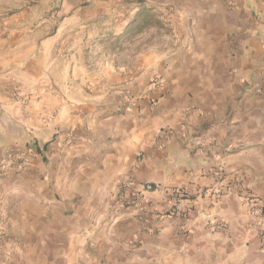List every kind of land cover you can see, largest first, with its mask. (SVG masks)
I'll list each match as a JSON object with an SVG mask.
<instances>
[{
	"label": "crops",
	"instance_id": "crops-1",
	"mask_svg": "<svg viewBox=\"0 0 264 264\" xmlns=\"http://www.w3.org/2000/svg\"><path fill=\"white\" fill-rule=\"evenodd\" d=\"M5 151L0 264H264V0H0Z\"/></svg>",
	"mask_w": 264,
	"mask_h": 264
},
{
	"label": "built area",
	"instance_id": "built-area-1",
	"mask_svg": "<svg viewBox=\"0 0 264 264\" xmlns=\"http://www.w3.org/2000/svg\"><path fill=\"white\" fill-rule=\"evenodd\" d=\"M166 24L171 28L170 22L166 21ZM159 84L160 83L156 78L152 81V85L155 88L159 86ZM12 99L20 104L24 112L25 107L27 106V100H25L24 97L18 94H13ZM131 99L132 98L131 97L129 98L128 96V100L130 101ZM69 140H70L69 138H66V141ZM26 160H27L26 156H19L13 154L11 151H5L4 156L0 158V175H7L11 171L22 170L26 164ZM158 189H159L158 187L147 184L141 186L139 192L149 193V192H155ZM134 190H136V185L131 180H127L125 183L122 184L119 193L117 195V202L120 208L125 207V194L134 192ZM163 192L165 195L173 199L174 202H177L178 200L185 198L187 194L185 190L179 188L164 189ZM135 201H137V198H135ZM175 206L176 205L174 204L172 207L174 208ZM168 215H172V214L167 213L161 216L155 215V218L157 219V221L158 220L165 221L168 218ZM198 218L203 223L204 227L211 231H222L226 229V225L223 222L214 221L207 215L201 214L198 216ZM251 218L253 220L252 225L259 228V237L261 240V244L264 246V215L259 209L251 212ZM0 240H2L1 233H0Z\"/></svg>",
	"mask_w": 264,
	"mask_h": 264
},
{
	"label": "rangeland",
	"instance_id": "rangeland-1",
	"mask_svg": "<svg viewBox=\"0 0 264 264\" xmlns=\"http://www.w3.org/2000/svg\"><path fill=\"white\" fill-rule=\"evenodd\" d=\"M144 10H145V14H148V15H151V16H152V14H154L153 12H150L149 10H146V9H144ZM154 24L156 25L158 23L157 22H154ZM134 26H135V28H134L135 31L133 33H131L129 36H126L127 33H124L123 34L125 36L124 39L127 42L133 40L135 38V36L138 34V32L140 31V29L143 27L142 23L139 22V21L136 24H134ZM167 29L168 30H171V28L169 26H167Z\"/></svg>",
	"mask_w": 264,
	"mask_h": 264
},
{
	"label": "trees",
	"instance_id": "trees-1",
	"mask_svg": "<svg viewBox=\"0 0 264 264\" xmlns=\"http://www.w3.org/2000/svg\"><path fill=\"white\" fill-rule=\"evenodd\" d=\"M144 13V12H143ZM139 20H134V21H132V22H130L127 26H126V28H125V32L127 33V35L126 36H129L131 33H133L135 30H134V28H135V26H134V24H136L137 22H138ZM47 146V144H45L44 146H43V150L45 149V147ZM33 148H34V150L37 152V153H42V150L40 149V148H38L37 146H36V144H33ZM264 211V210H263Z\"/></svg>",
	"mask_w": 264,
	"mask_h": 264
}]
</instances>
